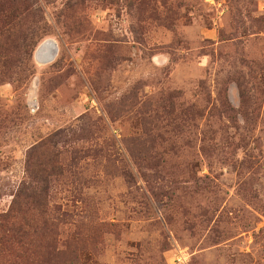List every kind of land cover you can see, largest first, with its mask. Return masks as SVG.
Masks as SVG:
<instances>
[{"label":"rangeland","instance_id":"374dc122","mask_svg":"<svg viewBox=\"0 0 264 264\" xmlns=\"http://www.w3.org/2000/svg\"><path fill=\"white\" fill-rule=\"evenodd\" d=\"M0 264H264V0H0Z\"/></svg>","mask_w":264,"mask_h":264},{"label":"water","instance_id":"95a60500","mask_svg":"<svg viewBox=\"0 0 264 264\" xmlns=\"http://www.w3.org/2000/svg\"><path fill=\"white\" fill-rule=\"evenodd\" d=\"M55 52V46L45 41L37 48L35 56L38 62L47 63L53 59Z\"/></svg>","mask_w":264,"mask_h":264},{"label":"trees","instance_id":"16d2710c","mask_svg":"<svg viewBox=\"0 0 264 264\" xmlns=\"http://www.w3.org/2000/svg\"><path fill=\"white\" fill-rule=\"evenodd\" d=\"M56 135V133L55 134H53L50 138H52L53 136H55Z\"/></svg>","mask_w":264,"mask_h":264}]
</instances>
